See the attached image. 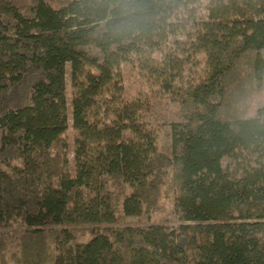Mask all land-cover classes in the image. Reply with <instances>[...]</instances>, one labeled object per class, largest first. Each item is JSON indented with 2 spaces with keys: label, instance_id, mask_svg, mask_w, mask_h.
Here are the masks:
<instances>
[{
  "label": "trees",
  "instance_id": "1",
  "mask_svg": "<svg viewBox=\"0 0 264 264\" xmlns=\"http://www.w3.org/2000/svg\"><path fill=\"white\" fill-rule=\"evenodd\" d=\"M125 63L162 96H125ZM14 160L0 237L14 216L28 229L0 264H264V0H0ZM167 202L178 226L127 224Z\"/></svg>",
  "mask_w": 264,
  "mask_h": 264
},
{
  "label": "rangeland",
  "instance_id": "2",
  "mask_svg": "<svg viewBox=\"0 0 264 264\" xmlns=\"http://www.w3.org/2000/svg\"><path fill=\"white\" fill-rule=\"evenodd\" d=\"M178 31L176 33V35L173 36V39H178L179 40V49L180 51H185L186 48H188V40L189 38L186 36V34H183V30H179L180 28H177ZM186 52V51H185ZM184 58H186L185 56H183ZM203 64L200 61V57H197L195 60L189 59L188 60V64L186 65L185 74H192L193 72L200 70L202 68ZM136 71L134 70V67L132 65H129L127 63H125L123 65V76L125 78L124 80V86H125V96H129L141 89H143V91L145 90V92L149 95V96H153L156 99H159L160 96H162V91H160L159 89H155V88H145V87H141L143 86V82L141 83V81L137 78V75L135 73ZM68 94H67V99H68V115H69V130H68V136H69V140L70 142L73 141V135H74V130L72 129V116H73V111H72V83H71V72L70 69L68 68ZM141 88V89H139ZM74 160H75V153H74V143H71L70 145V153H69V157H68V164H67V168L69 170H71L72 168H74ZM232 162V159L230 157H225L223 159V165L224 166H228L230 163ZM14 166L17 167H21L23 166V163L21 160H14L12 162V166H8L6 164H0V167L3 170H6L10 173H14ZM173 208L172 204L167 202L166 203V210L162 213L159 214H152L149 218L146 217V215L140 214V215H132L129 216L127 219V224L130 225H139V224H143V225H148V224H158V223H166V224H173L175 226H178L180 224V222L177 221H173L172 219V214H171V209ZM28 226H26L23 222V220H21L19 217L14 216V219H12L10 222H8L7 226L4 227L3 229H1L2 231V235L0 238H4L6 239L9 243H10V250L7 251V254H10V252L15 249L14 245L16 243V241L18 240L20 234L27 230ZM7 264H13L12 260H8Z\"/></svg>",
  "mask_w": 264,
  "mask_h": 264
}]
</instances>
